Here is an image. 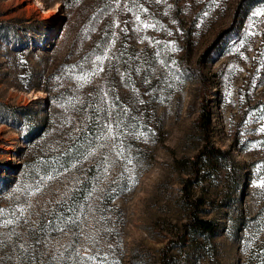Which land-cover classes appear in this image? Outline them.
I'll list each match as a JSON object with an SVG mask.
<instances>
[{"label":"rangeland","instance_id":"374dc122","mask_svg":"<svg viewBox=\"0 0 264 264\" xmlns=\"http://www.w3.org/2000/svg\"><path fill=\"white\" fill-rule=\"evenodd\" d=\"M262 129L264 0H0V261L264 264Z\"/></svg>","mask_w":264,"mask_h":264},{"label":"trees","instance_id":"16d2710c","mask_svg":"<svg viewBox=\"0 0 264 264\" xmlns=\"http://www.w3.org/2000/svg\"><path fill=\"white\" fill-rule=\"evenodd\" d=\"M200 105L201 110L195 125L203 137L204 144L191 162V176L185 182L184 186V201L190 207V213L188 216V221L183 225V229H190L202 234L212 235L215 233L217 225L211 220L203 219L197 216L196 211L203 205L204 200L202 198H191L189 196L188 187L200 176V166L202 161L207 160L212 162L215 158L221 157L225 153L219 148H216L210 142L209 131L211 127V112L205 100V96L200 98Z\"/></svg>","mask_w":264,"mask_h":264},{"label":"snow or ice","instance_id":"6c2138e0","mask_svg":"<svg viewBox=\"0 0 264 264\" xmlns=\"http://www.w3.org/2000/svg\"><path fill=\"white\" fill-rule=\"evenodd\" d=\"M101 59H102L101 57H97V60H101ZM100 71H103V68H100ZM108 128H109V131H111L110 125H108ZM262 131H264V129H262ZM118 155H119V153H118ZM48 179L51 180V179H53V177L49 176ZM89 195H91V193ZM23 211H24L23 209L20 210L21 214L23 213ZM14 222H15L14 219L5 218L4 217V210L0 209V228H8L11 225H13ZM25 223H28V221L26 220ZM49 223H53V222L49 221ZM70 223L78 225V221L75 218L71 219ZM30 231L35 232V229H31ZM53 231H60L61 233H65L66 229L54 227ZM68 231H70V229H68ZM73 235H75V233H73ZM13 237H15L16 239H13ZM20 237H21V234L17 233L15 231V229H12L11 231H9L6 234L3 232H0V248L5 247L6 245H10V249H9L10 251H14L18 247L21 250H23L24 252H27L28 251L27 241H25L24 243H19ZM35 243L37 245H41V246L46 244V242L43 241L42 239H40L39 237L36 238ZM36 251H38L42 257L48 255L46 252L40 251L39 248H37ZM77 255H79V254L77 253ZM9 259H11V257H9ZM28 259L31 262L32 260H35L36 257L32 256V257H29ZM59 259H60V257H58V256H52L48 260H41L40 264H53V261H58ZM88 259L94 260V259H96V257H89ZM0 264H2V261H0Z\"/></svg>","mask_w":264,"mask_h":264}]
</instances>
